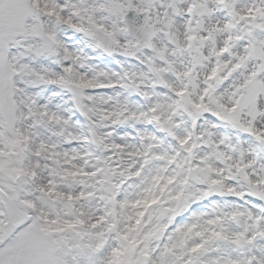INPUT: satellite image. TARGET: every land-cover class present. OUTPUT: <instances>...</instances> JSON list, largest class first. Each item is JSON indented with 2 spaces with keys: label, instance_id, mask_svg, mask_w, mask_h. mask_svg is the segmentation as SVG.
<instances>
[{
  "label": "snow or ice",
  "instance_id": "1",
  "mask_svg": "<svg viewBox=\"0 0 264 264\" xmlns=\"http://www.w3.org/2000/svg\"><path fill=\"white\" fill-rule=\"evenodd\" d=\"M0 264H264V0H0Z\"/></svg>",
  "mask_w": 264,
  "mask_h": 264
}]
</instances>
